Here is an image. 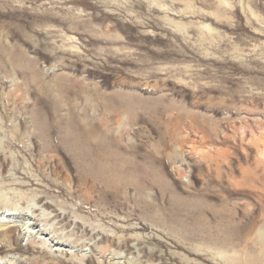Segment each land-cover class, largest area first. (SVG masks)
<instances>
[{"label": "rangeland", "instance_id": "374dc122", "mask_svg": "<svg viewBox=\"0 0 264 264\" xmlns=\"http://www.w3.org/2000/svg\"><path fill=\"white\" fill-rule=\"evenodd\" d=\"M101 3L0 0V264H264V0ZM74 114L108 183L42 135Z\"/></svg>", "mask_w": 264, "mask_h": 264}, {"label": "bare ground", "instance_id": "6f19581e", "mask_svg": "<svg viewBox=\"0 0 264 264\" xmlns=\"http://www.w3.org/2000/svg\"><path fill=\"white\" fill-rule=\"evenodd\" d=\"M101 2L102 0H96V5L100 6L102 4ZM31 14L32 15L30 16V18L38 23L47 21L49 23L58 22L60 24H64L65 22L56 14L48 12L47 10L37 11ZM87 26L88 24L86 22L72 28H70L69 26V31L72 33H80V31H82V33L80 34L85 35L89 33L85 29L88 28ZM91 35L92 34H89L90 37L98 39L102 36L101 34L97 33H95V35ZM97 43L99 42L96 41V44ZM50 118L53 119L52 117ZM71 120L73 124L67 125L66 128H63L64 131H62V129L53 128L49 129V131H42V135H45L44 137H47L49 139L46 143L55 144L58 147L66 148L68 157L72 159L81 173L93 178L101 180L103 179V182L108 183L107 178H113L117 174V172L120 173V171L123 170H121L122 167L121 169L117 168V163H119L120 160L119 154L117 152H112L108 147V142L113 140L114 136L112 134V131L109 130L106 119L104 117L97 118V116H86L85 120L88 122L97 120V123L93 124L94 126L78 125L79 120H81V117L79 115H72ZM105 176H107L106 180L104 179ZM113 182L114 181H112V183ZM120 184L121 182H119V185Z\"/></svg>", "mask_w": 264, "mask_h": 264}]
</instances>
